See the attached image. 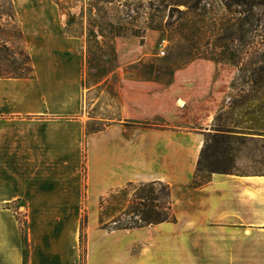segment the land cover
Returning <instances> with one entry per match:
<instances>
[{"label":"crops","instance_id":"1","mask_svg":"<svg viewBox=\"0 0 264 264\" xmlns=\"http://www.w3.org/2000/svg\"><path fill=\"white\" fill-rule=\"evenodd\" d=\"M55 39L34 55L33 79H0V264H24L9 204L27 222L28 264H264V173L214 174L193 188L231 85L214 110L213 82H123L122 120L87 134L82 50ZM153 182L171 187L175 223L103 229V199Z\"/></svg>","mask_w":264,"mask_h":264},{"label":"rangeland","instance_id":"2","mask_svg":"<svg viewBox=\"0 0 264 264\" xmlns=\"http://www.w3.org/2000/svg\"><path fill=\"white\" fill-rule=\"evenodd\" d=\"M253 1L255 5L250 12L245 6H236L230 13L224 0H21L24 8L14 9L16 25L5 17L2 19L6 28L1 37L12 36L14 50L26 51L32 62L34 55L41 60L45 50L56 47V36L62 35L81 48L83 79L89 87H85L86 130L87 127L106 129L113 120H122L123 82H160L161 85L176 80L213 82L217 84L212 85L210 94L214 110L222 104L227 96L223 93L234 80L236 88L232 93L229 90V95L239 101L254 95L250 70L264 66V0ZM206 3L205 11L202 6ZM8 9L6 0H0V12ZM229 18L234 20L237 30L236 64L222 60L227 44L223 25ZM110 23L123 30L119 38H112ZM203 24L205 28L201 29ZM149 25L159 27V31L149 30ZM103 26L104 33L100 34ZM92 32L96 33L99 44ZM193 46L200 55L185 65ZM161 47H165L164 57L160 55ZM90 53L100 59L101 67H110L112 71L97 86L93 85V76L100 73L91 72ZM182 87L179 85L175 90L179 92ZM235 172L264 173L263 142L255 141L244 148Z\"/></svg>","mask_w":264,"mask_h":264},{"label":"trees","instance_id":"3","mask_svg":"<svg viewBox=\"0 0 264 264\" xmlns=\"http://www.w3.org/2000/svg\"><path fill=\"white\" fill-rule=\"evenodd\" d=\"M224 1L226 9L230 13L232 7L236 6H245L250 9L248 10L250 12L251 6L255 5L253 0ZM6 2L9 9L0 12V79H33L35 75L30 55L24 50L19 52L14 50L11 43L12 36L8 39L1 37L5 32L3 28H6L5 24L1 22L4 17L16 25L14 3L12 0H6ZM202 7L206 11L208 3ZM108 27H110L113 39H117L122 35L123 30L118 28V25L110 23ZM223 27L227 44L224 47L222 60L236 64L238 56L235 46L237 40L236 24L234 20L229 18ZM204 28L203 24L201 29ZM104 29V26L101 27L99 33L103 34ZM148 29L159 31V27L153 25H149ZM193 30L200 33L199 30ZM22 35L20 32V38ZM91 36L99 44L96 33L92 32ZM111 49L115 52L113 47ZM194 50H197L195 46H193L192 53L188 54L185 65H188L200 55L196 54ZM88 64L91 72L96 70L100 73L98 76H93L94 86L106 80L112 72L110 67H101L100 59L97 60L93 54H91V57L89 56ZM250 72V82L253 83L255 88L254 95H247L241 101L231 95L225 107L216 116L211 131L205 134V142L197 164L193 188L204 187L214 174L239 175L235 172L236 164L244 148L255 141L264 143V66L250 70ZM240 74H242V71H240ZM83 86L89 88L84 79ZM231 88L232 90L236 88V80L231 83ZM103 130L105 128L96 129L93 127L89 129L87 127L86 132L87 134H94ZM7 209L14 210L18 215L23 238L24 264H28L29 246L26 219L20 217L17 207L9 204ZM99 219L103 229L111 231L133 230L163 223H175L176 217L173 213L171 187L161 182L130 183L126 187L110 193L107 198L101 201ZM87 221L88 217L85 216L81 234L83 247L86 240Z\"/></svg>","mask_w":264,"mask_h":264},{"label":"built area","instance_id":"4","mask_svg":"<svg viewBox=\"0 0 264 264\" xmlns=\"http://www.w3.org/2000/svg\"><path fill=\"white\" fill-rule=\"evenodd\" d=\"M165 47L163 48V47H161V51H160V55H161V57H164L165 56Z\"/></svg>","mask_w":264,"mask_h":264}]
</instances>
